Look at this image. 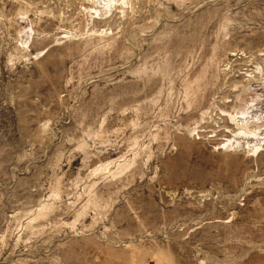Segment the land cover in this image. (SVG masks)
Returning a JSON list of instances; mask_svg holds the SVG:
<instances>
[{"label":"rangeland","instance_id":"rangeland-1","mask_svg":"<svg viewBox=\"0 0 264 264\" xmlns=\"http://www.w3.org/2000/svg\"><path fill=\"white\" fill-rule=\"evenodd\" d=\"M0 264H264V0H0Z\"/></svg>","mask_w":264,"mask_h":264},{"label":"bare ground","instance_id":"bare-ground-1","mask_svg":"<svg viewBox=\"0 0 264 264\" xmlns=\"http://www.w3.org/2000/svg\"><path fill=\"white\" fill-rule=\"evenodd\" d=\"M109 1H110V0H109ZM105 2H106V1H105ZM108 7H109V6H108ZM247 118H248V117H247ZM239 129H240V128H239ZM243 131H244V130H243ZM246 131H247V130H246ZM247 132H248V131H247ZM252 132H253V131H252ZM250 133H251V132H249V134H250ZM249 134H248V136H249ZM246 135H247V133H246ZM251 135H252V133H251ZM251 135H250V136H251ZM253 137L256 138L257 136L255 135V136H253ZM255 138H254V139H255Z\"/></svg>","mask_w":264,"mask_h":264}]
</instances>
